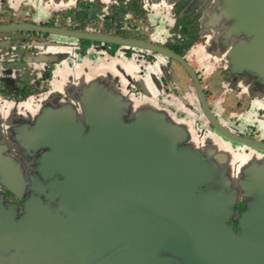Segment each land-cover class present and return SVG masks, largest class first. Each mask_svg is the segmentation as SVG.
<instances>
[{"label": "water", "instance_id": "95a60500", "mask_svg": "<svg viewBox=\"0 0 264 264\" xmlns=\"http://www.w3.org/2000/svg\"><path fill=\"white\" fill-rule=\"evenodd\" d=\"M216 9L223 37L243 36L226 51L227 69L264 86V0H219ZM130 44L192 74L166 49ZM192 77L211 125L264 150L216 122ZM73 98L79 113L69 102L43 105L16 130L30 154L45 147L25 178L0 144V184L23 198L17 210L0 193V264H264V159L233 176L227 153L199 151L164 112L134 105L110 82H84Z\"/></svg>", "mask_w": 264, "mask_h": 264}, {"label": "flooded vegetation", "instance_id": "af4514ba", "mask_svg": "<svg viewBox=\"0 0 264 264\" xmlns=\"http://www.w3.org/2000/svg\"><path fill=\"white\" fill-rule=\"evenodd\" d=\"M218 4L219 0H0V144L21 167L22 176L33 170L35 157L45 147L30 154L17 142L16 130L25 128L43 105L56 109L69 102L79 113L73 97L91 79L112 83L134 105L150 104L164 112L184 129L185 142L199 151L210 147L227 153L233 176L249 160L264 159L263 149L234 141L211 125L196 91L192 76L224 130L264 142V86L227 69L226 51L243 36L223 37L224 24L215 18ZM130 42L180 56L192 74L179 61ZM0 193L20 210L23 198L17 200L2 184ZM241 207L239 201L236 211Z\"/></svg>", "mask_w": 264, "mask_h": 264}, {"label": "bare ground", "instance_id": "6f19581e", "mask_svg": "<svg viewBox=\"0 0 264 264\" xmlns=\"http://www.w3.org/2000/svg\"><path fill=\"white\" fill-rule=\"evenodd\" d=\"M237 155H238V154H237ZM238 157H239V156H238ZM233 159H234V161L236 160L235 157H233ZM234 161H233V163H232V166H233V167H235V165L237 166V163H234Z\"/></svg>", "mask_w": 264, "mask_h": 264}, {"label": "rangeland", "instance_id": "374dc122", "mask_svg": "<svg viewBox=\"0 0 264 264\" xmlns=\"http://www.w3.org/2000/svg\"><path fill=\"white\" fill-rule=\"evenodd\" d=\"M204 76H207L206 75V71H204ZM211 92H209V94H210ZM211 99H212V101L214 100V96H212V97H210ZM239 165V164H238Z\"/></svg>", "mask_w": 264, "mask_h": 264}]
</instances>
